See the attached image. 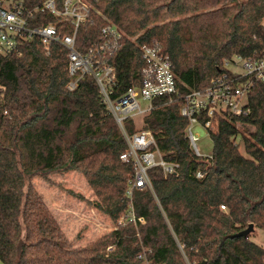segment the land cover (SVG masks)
Wrapping results in <instances>:
<instances>
[{
	"label": "trees",
	"instance_id": "1",
	"mask_svg": "<svg viewBox=\"0 0 264 264\" xmlns=\"http://www.w3.org/2000/svg\"><path fill=\"white\" fill-rule=\"evenodd\" d=\"M9 1L27 8L42 2ZM84 1L89 21L77 30V50L97 42L108 22L123 33L109 59L117 93L141 84V47H155L171 62L177 96L154 100L149 113L123 125L127 133L151 131L178 169L166 177L149 169L153 192L133 193V212L144 223L116 225L74 246L31 178L79 170L96 207L116 224L128 208L133 165L119 158L126 142L93 78L84 75L68 90L65 49L22 42L0 54V262L138 264L140 252L150 250V264H264V247L251 233L238 235L249 224L264 232V83L254 82L248 92V113L217 118L209 157L193 154L179 113L182 97L205 88L224 61L264 52V0ZM49 23L71 33L56 18L35 14L33 25Z\"/></svg>",
	"mask_w": 264,
	"mask_h": 264
},
{
	"label": "built area",
	"instance_id": "2",
	"mask_svg": "<svg viewBox=\"0 0 264 264\" xmlns=\"http://www.w3.org/2000/svg\"><path fill=\"white\" fill-rule=\"evenodd\" d=\"M38 13L56 18L62 27H70L71 33L63 34L61 26L54 23L33 25L35 14ZM88 21L89 6L84 0H42L33 8H27L20 2L0 0V54L14 52L19 44L33 39H39L45 48L57 43L66 51L70 75L66 85L68 90L75 89L84 75L93 78L102 103L126 142V149L119 158L133 165V173L127 180L124 193L129 201L128 208L114 228L126 223H144V219L133 212V193L144 189L153 192L149 169L159 168L166 177L176 173L178 164L163 157L151 131L127 133L123 124L127 119L149 113L156 99L167 98L172 101L178 94L175 75L167 56L159 53L155 47H141L145 63L141 84L117 93V73L109 59L117 52L123 33L108 22L101 28L98 41L80 52L75 43L77 30ZM254 82L264 83V52L257 57L233 56L231 60L224 61L223 71L212 78L205 88L191 90L182 97L179 113L187 120L184 134L195 156L209 157L210 154H200L194 128H202L209 135L210 131L217 128L218 117L226 113L232 116L248 113L247 94ZM195 177L202 178L203 174L196 172ZM220 208L224 209V206ZM149 252H140L138 264H150L147 257Z\"/></svg>",
	"mask_w": 264,
	"mask_h": 264
},
{
	"label": "rangeland",
	"instance_id": "3",
	"mask_svg": "<svg viewBox=\"0 0 264 264\" xmlns=\"http://www.w3.org/2000/svg\"><path fill=\"white\" fill-rule=\"evenodd\" d=\"M194 132L200 154L208 156L212 149L210 136L199 127H195ZM31 183L74 246H84L114 229L112 220L96 207V197L79 170L50 173L45 178L34 176ZM250 240L264 247V232L254 228Z\"/></svg>",
	"mask_w": 264,
	"mask_h": 264
},
{
	"label": "water",
	"instance_id": "4",
	"mask_svg": "<svg viewBox=\"0 0 264 264\" xmlns=\"http://www.w3.org/2000/svg\"><path fill=\"white\" fill-rule=\"evenodd\" d=\"M253 230V225L249 224L246 229L240 231L238 235L240 236H247L249 233H251ZM204 264V263H203Z\"/></svg>",
	"mask_w": 264,
	"mask_h": 264
},
{
	"label": "crops",
	"instance_id": "5",
	"mask_svg": "<svg viewBox=\"0 0 264 264\" xmlns=\"http://www.w3.org/2000/svg\"><path fill=\"white\" fill-rule=\"evenodd\" d=\"M0 264H2V263L0 262Z\"/></svg>",
	"mask_w": 264,
	"mask_h": 264
}]
</instances>
